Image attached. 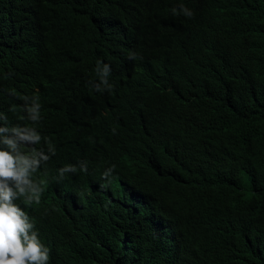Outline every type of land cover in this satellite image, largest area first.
<instances>
[{
	"label": "trees",
	"instance_id": "trees-1",
	"mask_svg": "<svg viewBox=\"0 0 264 264\" xmlns=\"http://www.w3.org/2000/svg\"><path fill=\"white\" fill-rule=\"evenodd\" d=\"M0 116L50 157L17 201L50 264H264V0H0Z\"/></svg>",
	"mask_w": 264,
	"mask_h": 264
},
{
	"label": "clouds",
	"instance_id": "clouds-1",
	"mask_svg": "<svg viewBox=\"0 0 264 264\" xmlns=\"http://www.w3.org/2000/svg\"><path fill=\"white\" fill-rule=\"evenodd\" d=\"M127 9L124 5L116 13H122ZM174 15L191 18L193 11L183 3L179 8H173ZM107 34V42L115 54L113 58L123 64H130V59L120 53L121 50L131 49L143 38L152 35L149 27H140L132 36L117 29L102 28ZM82 31L77 32L81 39ZM112 32L111 33H109ZM86 41V40H85ZM76 66L83 62H91V69L95 72L97 79L103 80L104 85H108L110 67L105 65L98 55L77 45ZM141 49L134 51L137 56ZM84 60V61H83ZM134 67V66H133ZM112 86L108 85L110 89ZM92 91L100 90L95 83ZM38 103L33 102V106L28 109L29 119L37 121L39 119ZM0 119H4L0 116ZM40 135L33 128H9L0 126V264H50V248L40 238L39 230L29 214L21 207L17 201L22 200L25 205L39 204L42 187L33 177L41 165L49 160V155L43 151L35 149L26 150L27 146L38 144ZM49 151H53L51 148ZM74 170L66 168L64 171Z\"/></svg>",
	"mask_w": 264,
	"mask_h": 264
},
{
	"label": "bare ground",
	"instance_id": "bare-ground-1",
	"mask_svg": "<svg viewBox=\"0 0 264 264\" xmlns=\"http://www.w3.org/2000/svg\"><path fill=\"white\" fill-rule=\"evenodd\" d=\"M105 15V14H104ZM75 121V120H74ZM78 121V120H77ZM81 121V120H80ZM74 123H76V122H74ZM81 124H83V123H81ZM81 124L79 125V126H81ZM78 125V124H77ZM20 126V122H19V125H18V127ZM75 129V128H74ZM74 131V130H73ZM70 203V202H69ZM169 234L171 235V236H173L174 234H173V232H172V230L169 232Z\"/></svg>",
	"mask_w": 264,
	"mask_h": 264
}]
</instances>
